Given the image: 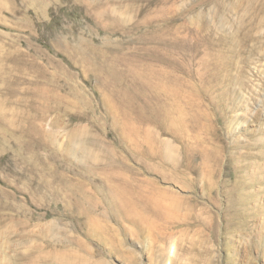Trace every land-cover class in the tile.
Here are the masks:
<instances>
[{
    "label": "rangeland",
    "instance_id": "374dc122",
    "mask_svg": "<svg viewBox=\"0 0 264 264\" xmlns=\"http://www.w3.org/2000/svg\"><path fill=\"white\" fill-rule=\"evenodd\" d=\"M0 264H264V0H0Z\"/></svg>",
    "mask_w": 264,
    "mask_h": 264
},
{
    "label": "bare ground",
    "instance_id": "6f19581e",
    "mask_svg": "<svg viewBox=\"0 0 264 264\" xmlns=\"http://www.w3.org/2000/svg\"><path fill=\"white\" fill-rule=\"evenodd\" d=\"M164 88H165V91H164V93H165V95L166 94H168L169 95V88H168V86L169 85H167L165 82L163 83V85H162ZM160 95H161V93H160ZM168 95H166V96H168ZM172 97H173V95H171ZM170 98V97H169ZM165 118L166 119H169V116L168 115H165ZM78 139V138H77ZM83 141V140H82ZM81 140H77L76 142H77V146L80 148L81 147V150H83V152H86L85 151V149H86V143H84V142H82ZM76 142L74 143V144H76ZM78 148V149H79ZM145 154V156L147 155V156H149V157H151L152 155H151V153H150V151H147V152H144ZM119 183H121V182H119ZM119 183H117V184H119ZM126 191H128L127 189H125V188H123V187H121L120 186V188L119 187H117V186H115L114 188H112L111 189V194H112V199H113V203H114V206H115V208H113V209H116L117 210V212H118V217L120 218V219H130V217H136V218H138V219H143L142 218V210L144 209V208H146V207H148L149 206V204L148 203H143V202H141L140 200H139V198H138V196H137V192L135 191L134 192V195H133V197L132 198H130L129 196H128V193L126 192ZM110 194V195H111ZM112 204V203H111ZM115 211V210H114ZM94 224V226L95 227H97V224L94 222L93 223ZM90 230H92V231H95L94 233H96V231L97 232H99L102 236L104 235V234H106L105 232H103L102 231V229H101V231H99L98 229H90ZM97 234V233H96ZM99 234V235H100ZM108 234V233H107ZM98 235V234H97ZM98 235V236H99ZM112 252V251H111Z\"/></svg>",
    "mask_w": 264,
    "mask_h": 264
}]
</instances>
